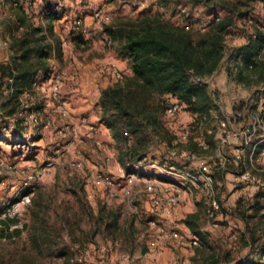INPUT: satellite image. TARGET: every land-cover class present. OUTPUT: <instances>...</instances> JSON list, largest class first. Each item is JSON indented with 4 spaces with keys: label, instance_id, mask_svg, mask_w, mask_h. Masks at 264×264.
I'll list each match as a JSON object with an SVG mask.
<instances>
[{
    "label": "rangeland",
    "instance_id": "obj_1",
    "mask_svg": "<svg viewBox=\"0 0 264 264\" xmlns=\"http://www.w3.org/2000/svg\"><path fill=\"white\" fill-rule=\"evenodd\" d=\"M25 1L27 13L32 16L31 24L34 28H43L38 35L30 33L31 46L38 45L35 38L44 36L49 44L60 42L61 49L53 51L52 58L47 59L52 70L51 78L36 77L31 100L40 101L42 108L34 110L28 118L23 130L25 136L15 137L11 133L15 130L16 118L11 114L19 108V99L17 87L7 85L15 84V80L5 77L0 89V137L5 138L0 141V210L25 191L26 181L31 180L33 186L32 204L25 215L26 234L22 238L17 236L6 240L0 234V264H73L72 258H76L79 252L70 248H73L72 242L77 243L83 237L82 233L95 250L99 246L110 250L112 264L138 263L150 246L160 242L161 233L171 229H177L181 238L175 239L177 250L172 251L167 264L187 261L191 264H231L227 261L228 256L234 260L232 264L242 261L248 264L254 259L264 263V252L246 258L250 249L244 246L245 224L236 216L240 211L249 215L254 213L250 207L255 203L259 188L237 184L231 175L228 176L226 186L220 189L224 206L217 228L208 227L204 192L196 193L193 198L188 196V201L181 203L172 215H166L154 204V193L149 188L161 187L169 193V187H163L167 182L161 168L180 161V153L189 150L188 145L171 143L164 111H160L158 123L148 124L146 133H141L143 149L138 156L131 155L126 150L128 142L116 138L102 119V91L123 84L131 74L130 63L120 57L118 44L111 38L109 28L121 19H135L157 12L177 24H183L187 18L206 24L226 14L220 0H211L210 5L191 0ZM16 3V0H0V65H11L18 76V64H25L21 59V44L27 32L20 26V8ZM47 9L61 13V19L53 23L54 34L49 30L50 22L44 17ZM253 14H264V4L259 5ZM259 29L264 32V25L257 26L247 19L237 20L233 35L226 39L224 58L217 71L195 79L207 85L210 94L215 90L218 97H223L219 99L224 100L221 106H217L212 97L214 115L207 123L193 129L192 138L196 141L207 135V128L217 129L219 121L226 119L239 103L264 97V76L253 71L254 68L246 67L250 51L238 50L250 44ZM260 54L264 59V50ZM32 56L30 63L38 62L36 55ZM116 70L123 78H117ZM240 72L242 79L237 80ZM56 76L61 79L57 97L52 84ZM32 101L24 99L25 105ZM183 117L189 119L190 114L185 111ZM37 119L39 124H35ZM193 152L195 157L185 158L182 162H210L214 155L211 151ZM104 175L114 177L120 197H110L107 186L97 183ZM261 177L264 180V175ZM82 205L88 207L87 218L78 222L74 215L82 212ZM100 211L117 212L118 226L109 230L106 222L97 218ZM60 213L72 214L75 218L73 224L78 228L74 236H68L64 219L59 225H52L56 245L67 251L35 250L28 228L46 223L45 217L56 218ZM90 213L91 217L88 216ZM192 235L200 239L197 246L189 245ZM74 237L77 240L73 241ZM63 257L66 259H61ZM157 258L150 260L156 261Z\"/></svg>",
    "mask_w": 264,
    "mask_h": 264
},
{
    "label": "trees",
    "instance_id": "obj_2",
    "mask_svg": "<svg viewBox=\"0 0 264 264\" xmlns=\"http://www.w3.org/2000/svg\"><path fill=\"white\" fill-rule=\"evenodd\" d=\"M191 1L197 4H211V0ZM16 2L17 7L20 8V26L27 32L21 44V49H23L21 59L25 64H18V76L14 73V67L1 64L0 89L5 77L10 76L15 80V84L7 85L9 88L14 85L17 87L19 99V108L11 114L14 118L16 117L15 130L11 133L13 136H25L23 130L29 116L33 115L34 110L42 108L40 101L31 100L36 89V77L41 76L44 80L51 78L52 70L47 64V59L52 58L53 51H60L61 48L60 42L56 45L49 44L44 36L35 38L38 45L34 48L31 46V38L28 39V36L30 33L38 35L43 28H34L35 26L31 24L32 16L30 17L27 13L28 4L25 0H16ZM219 3L226 14L222 17L217 16L206 24H198L199 21L190 18H187L183 24H177L166 20L163 14L157 12L144 14L135 19H121L115 26L109 28L111 38L118 44L120 57L130 63L131 74L123 84H115L102 91L100 97V105L104 111L102 119L105 125L113 130L116 138L128 142L126 143L128 154L138 156L139 151L143 149L141 133H146L148 124L158 123L160 111L165 110L167 95L175 97L183 105L184 111L196 116V126L207 123L213 116L211 109L214 108V103L208 87L196 82L195 79H202L217 71L224 58L226 39L233 35L237 20L247 19L252 20L257 26L258 24L264 25V14H253L259 5L264 4V0H220ZM44 17L50 22L49 30L54 34L53 23L61 19V13L47 9ZM241 49L244 52L250 51L247 53L246 67L254 68L253 71H259L261 76H264V59H261L260 54L264 50V32L259 29L256 38H252L250 44L238 48V50ZM32 54L39 59L33 64L30 63ZM38 65L41 67L37 68ZM236 79H242L241 72ZM25 98L32 101L31 104L26 103L27 107H25ZM21 112L25 115L17 116ZM39 123L40 120L37 119L35 124ZM36 133L35 131L34 134ZM206 134L204 139L210 149L204 151L199 141L191 137L190 141L185 144L188 145L189 151L214 152L215 137ZM2 139L5 138L0 137V141ZM175 141V137L171 134V143ZM215 177L220 192V189L226 186L225 174L216 172ZM24 193H33V186L28 187ZM254 199L255 203L250 207L254 209L253 214L249 215L245 211H240L236 215L245 224L244 246L250 249L246 255L247 259L254 254L261 255L264 252V190L259 188ZM81 208L82 212L76 218L78 222L83 220V214L86 216L88 209L84 205ZM91 215L90 213L88 216L91 217ZM97 218L99 221H105L109 230L118 226L119 214L115 211L108 213L100 211ZM65 221L69 225V231L74 232L76 229L74 221L71 219ZM8 223L0 221V224L6 226ZM26 227L27 224L23 229H17L11 233L0 227V234L6 239H13L21 235ZM39 227L44 228L45 222H41ZM85 242L87 240L82 241L80 246ZM77 259L78 256L72 258V263L79 264ZM227 261L232 264L234 260L228 256ZM238 264H244V262ZM248 264L264 263L254 259Z\"/></svg>",
    "mask_w": 264,
    "mask_h": 264
},
{
    "label": "built area",
    "instance_id": "obj_3",
    "mask_svg": "<svg viewBox=\"0 0 264 264\" xmlns=\"http://www.w3.org/2000/svg\"><path fill=\"white\" fill-rule=\"evenodd\" d=\"M115 75L119 79L123 78L122 73L118 70L115 71ZM52 84L53 93L57 97L59 93L57 89L61 85L60 76L54 77ZM211 91L215 104L221 106L224 100L219 98L222 96L218 97L215 90ZM165 100L164 120L170 133L175 137L177 144H187L192 137L193 129L197 127L195 125L196 116L190 114L189 119H185L183 105L175 97L167 95ZM27 106L25 105V107ZM213 112L214 110H211L212 115H214ZM17 116H23V112ZM206 133L215 137L216 148L212 160L210 162L201 160L197 164H185L182 162L185 158L195 157L196 154L189 150H182L180 161L176 160V162L161 168L167 182V186L163 187H169L167 191L169 193H165L161 187L155 190L150 187L149 190L154 193V204L169 216L181 203L188 201V196L193 198L196 193L204 192L205 218L208 227L217 228L219 214L224 204L217 188L216 172L225 174V182L227 174L232 173L235 183L246 186L254 185L264 190V180L261 177L264 175V165L258 163L264 159V97L258 101L248 99L245 104L239 103L226 119L219 121L217 129L207 128ZM199 144L204 151L210 149L204 138L199 140ZM97 183L107 186L110 197H120L114 177L100 176ZM31 186V180L25 182V190ZM31 204L32 193L23 192L20 194L0 210V221L9 222L7 226L0 224V227L10 233L17 229H23L26 224L25 215ZM166 238L180 240L181 233L177 229L162 232L159 241ZM3 239L6 240V237ZM199 242L200 239L197 235H192L189 239L190 246H197ZM153 247L150 246L149 250L144 253L145 259L160 257L161 251ZM101 249L103 252L107 251L105 247ZM85 253L87 252L85 251ZM77 260L79 264H85L84 256H80ZM102 264H105L104 259Z\"/></svg>",
    "mask_w": 264,
    "mask_h": 264
},
{
    "label": "crops",
    "instance_id": "obj_4",
    "mask_svg": "<svg viewBox=\"0 0 264 264\" xmlns=\"http://www.w3.org/2000/svg\"><path fill=\"white\" fill-rule=\"evenodd\" d=\"M259 165H264V159L263 160H260L259 162ZM232 176V173H228L226 178H228V176ZM233 177V176H232ZM258 188V187H256ZM81 214L80 212L79 213H76L74 216L75 218L78 217V215ZM47 219V222L45 223V225H48V226H45L44 228H41L39 226L37 227H33L32 229L28 228L29 231V235L31 237L30 239V242L31 244L35 247V250H46V251H67L65 248H62L61 246H59L58 244L56 245V242H55V239H56V233H55V229L52 225H59L61 219H75L73 218L72 214L70 213H67V214H59L56 218L54 216H47L45 217ZM86 216L83 214V220H86ZM55 220H57L58 222H56ZM82 220V221H83ZM64 223V229L65 231H67V235L68 236H74V232L77 231L78 228L75 229L74 232H70L69 231V227H67V222L66 221H63ZM41 224V223H40ZM76 227V225H75ZM26 234V231H22L21 235H19L18 237L19 238H22L24 235ZM64 235V233H62ZM77 234H79V232H77ZM83 237L80 238L78 240V244L75 243V237H74V240L75 242H71L73 243V248H70V249H73L74 251H78V258L80 256H84V261H85V264H102V260L104 259V263L105 264H112V258H113V255H111L112 253H109L110 250L108 249V251L106 252H103L102 251V247L103 246H99L98 247V250H95L92 246L93 244L90 243V242H85L82 246H80V243L82 241H85V234L82 233ZM17 238V236L15 237ZM77 240V239H76ZM87 240V239H86ZM81 241V242H80ZM163 242H159V243H155L154 245V249H159L161 251V255L159 258L155 260H150V259H145L144 258V254L142 255L143 256V260H141L140 262L138 263H133V262H128V264H167V261L169 259V257L171 255H173V252L172 251H175L177 250L176 249V246H175V239H172V238H166L164 240H162ZM115 243L117 244V241H115ZM85 251L87 253H85ZM147 252V251H146ZM76 256V258H77ZM61 259H65V257L61 258ZM187 261V260H186ZM185 264H188L189 261L187 262H184ZM120 264H124V263H120ZM191 264V263H189ZM193 264V263H192Z\"/></svg>",
    "mask_w": 264,
    "mask_h": 264
}]
</instances>
